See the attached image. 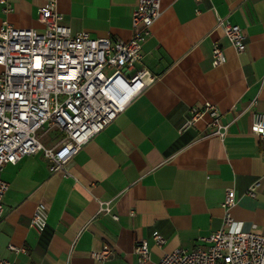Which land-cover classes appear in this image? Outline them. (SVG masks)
Wrapping results in <instances>:
<instances>
[{"label":"crops","instance_id":"crops-1","mask_svg":"<svg viewBox=\"0 0 264 264\" xmlns=\"http://www.w3.org/2000/svg\"><path fill=\"white\" fill-rule=\"evenodd\" d=\"M138 1L59 0L58 9L74 32L129 40ZM44 3L0 1V28L9 22L43 31ZM161 10L137 64L156 80L73 156L68 175L51 172L43 151L5 165L0 257L16 264H100L93 252L107 247L102 264H157L176 248L208 245L201 237L221 228L228 188L236 193L234 220L264 234V141L251 130L254 112H264V0H161ZM220 20L241 27L244 51L233 48ZM216 42L227 56L220 66L212 64ZM207 102L220 110L226 134H213L208 113L180 132L191 108ZM256 180L261 186L252 197L247 190ZM39 202L49 211L42 232L30 225ZM142 240L150 249L143 263L135 250Z\"/></svg>","mask_w":264,"mask_h":264},{"label":"built area","instance_id":"built-area-1","mask_svg":"<svg viewBox=\"0 0 264 264\" xmlns=\"http://www.w3.org/2000/svg\"><path fill=\"white\" fill-rule=\"evenodd\" d=\"M44 2L39 10L43 31L18 28L9 22L0 28V222L6 212L4 196L9 188L2 177L5 165L43 151L51 172L68 175L73 156L157 78L144 66L138 69L137 64L142 63L143 43L162 14L161 0L138 1L131 17L133 36L129 40L74 32L62 23L59 0ZM219 25L237 52L246 49V36L239 25L222 20ZM226 61L224 49L214 43L212 64L220 66ZM207 113L212 118L213 134L223 137L227 126L221 123L218 107L210 102L192 107L180 132ZM53 130L62 136L55 145L46 146L41 138ZM251 130L264 141L263 111L254 112ZM260 186L261 181L256 180L247 194L255 197ZM235 204V190L228 188L222 203L221 228L201 237L208 245L193 250L176 248L165 253L157 264H264V234L245 229L234 220L231 210ZM48 216V207L39 202L30 225L42 232ZM153 237L160 246L166 243L162 234ZM10 248L25 251L13 245ZM135 250L141 263L150 259L146 241L137 242ZM109 254L105 247L94 251L93 257L102 264ZM0 264L16 263L0 257Z\"/></svg>","mask_w":264,"mask_h":264},{"label":"rangeland","instance_id":"rangeland-1","mask_svg":"<svg viewBox=\"0 0 264 264\" xmlns=\"http://www.w3.org/2000/svg\"><path fill=\"white\" fill-rule=\"evenodd\" d=\"M60 134H58V132L56 130H53L52 132L48 133L47 135H45L43 138H41V141L45 144V145H50L53 141H55V139L59 138Z\"/></svg>","mask_w":264,"mask_h":264}]
</instances>
